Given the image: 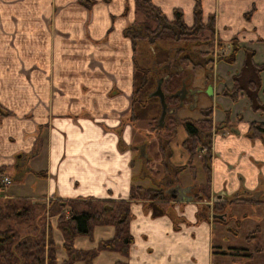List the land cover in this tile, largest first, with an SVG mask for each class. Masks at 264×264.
<instances>
[{"label":"crops","instance_id":"crops-1","mask_svg":"<svg viewBox=\"0 0 264 264\" xmlns=\"http://www.w3.org/2000/svg\"><path fill=\"white\" fill-rule=\"evenodd\" d=\"M151 1L167 19L180 9L189 26L198 2L202 22L212 19L215 36L226 47L232 38L251 49L264 45V0ZM134 5V0H95L89 8L80 0H0V104L11 112L0 120V167L15 172L16 186L33 185V171H45L36 181L41 194L26 195L32 200L128 199L133 144L147 147L137 142L141 120L128 117L133 44L125 29L134 19ZM189 79L191 90V74ZM249 121L228 120L234 125L213 131L208 192L217 196L215 202L244 193L264 198V144L247 135ZM185 136L180 125L171 142L172 164L184 165L172 187L171 209L153 216L142 200H132L133 241L126 254L103 251L127 264H264L261 204L229 203L226 214L232 223L237 219L232 232L220 222L226 215H217L221 220L215 222L199 217L201 201L187 193L205 174L187 164ZM8 190L5 197L23 195ZM255 228L257 238L251 241L260 238L259 251L245 239Z\"/></svg>","mask_w":264,"mask_h":264},{"label":"trees","instance_id":"trees-1","mask_svg":"<svg viewBox=\"0 0 264 264\" xmlns=\"http://www.w3.org/2000/svg\"><path fill=\"white\" fill-rule=\"evenodd\" d=\"M80 1L88 8L95 2ZM134 4L136 17L141 15L142 18L135 19L125 29V34L131 38L133 44V89L128 117L134 122L142 119L150 121L147 133H152L155 141H147L146 144L149 148L152 143H157L155 157L148 152L140 154L137 148H134L132 161L134 164L138 162V168L132 174L133 181L128 199L77 197L64 199V203H61L59 198L52 199L47 208L45 202L34 201L27 196H3L2 191L8 184L0 183V264H75L82 260L91 264L98 250H116L126 254L128 246L133 241L128 229L131 218L130 202L142 200L145 208L153 216L165 213L169 207L172 197L168 189L177 184L182 169L172 164L170 160L173 153L171 142L180 125L186 133L181 146L189 154L188 163L198 155L205 171L204 181L199 184L194 196L199 199L208 197L212 155L210 144L208 146L205 140L211 141V133L208 130L212 121V109H204L203 119L178 118L174 110L188 102L187 97H180L178 92L184 85L190 83V74L203 67L206 70L205 77L208 79L213 60L211 48L215 41L219 47L222 43L215 37L212 19L207 23L202 22L198 2L193 8L194 20L190 26L185 24L180 9L176 8L173 11V18L167 19L151 0H134ZM202 45L209 48L202 49L200 48ZM238 50L244 52L240 70L232 76L231 87H225L222 94L233 100L239 96H246L251 109L264 115V86L261 85L260 77L264 70V62L256 63L253 60L255 51L241 45L238 39L232 38L229 41L228 52L218 60L233 63ZM160 79L166 105L162 121L161 101L158 95L153 94ZM261 93L263 98L260 97ZM10 113L0 104V120ZM247 135L261 139L264 144V119L251 120ZM118 142L120 145V136ZM158 158L160 169L154 171V174L150 171L153 170L152 164ZM4 171V168L0 167V180L4 175L11 177ZM33 173L40 178L45 176L44 170ZM145 178L149 180L147 185L135 182L137 179ZM237 200L214 202L216 220H218L216 214H220L218 212H221L228 202ZM250 201L264 206V198ZM65 206H68L69 210L61 211ZM206 209L202 207L199 217H207ZM46 213L50 216L56 215V226L62 232L64 238L62 247L68 254L67 258L58 260L56 257L51 224H46L48 232L44 228ZM97 225L113 226L114 235L99 239L96 248L89 250L75 248L74 239L83 235L91 236ZM257 232L255 228L246 236V240L255 239ZM255 248L256 251L260 250L257 245ZM113 264L127 263L124 260H116Z\"/></svg>","mask_w":264,"mask_h":264},{"label":"rangeland","instance_id":"rangeland-1","mask_svg":"<svg viewBox=\"0 0 264 264\" xmlns=\"http://www.w3.org/2000/svg\"><path fill=\"white\" fill-rule=\"evenodd\" d=\"M126 12H127V10H126ZM141 18H142L141 15H138V17H136L135 5H134V19H133V21L135 19L141 20ZM216 39H217V37H216ZM240 44L245 46V44H243V43H240ZM200 48H202V49L207 48L208 49L209 47H207L206 45H202ZM228 50H229V47L228 46L226 47V45L222 44V46L219 47L217 41H215L213 43V47L211 48L212 55H213L212 56L213 57L212 68L210 71V75L208 76V79H206V77H205L206 70L203 67L197 68L192 73V79H191L192 82L191 83H193V85H192L191 89H193V91L195 92V96L191 98L190 94L186 93V95H187L186 97L188 99V102L184 104L185 106L182 105V107H184V108L179 110L176 113L178 118L186 117L189 119H196V118H202L203 119L204 118V115H203L204 109L211 108L212 109V116H211L212 121L210 124V129L208 130L211 133L210 136H212L214 130L215 131L218 129L221 130L223 127L225 128V127L233 124V123L230 124L228 122V120H230L231 122H234V121L236 122V121H241V120H243V121L250 120L251 121V120H262V119H264L263 114H261L258 111L255 112L251 109L250 104H249L246 96H239L236 100H233L229 96L222 94L225 87H228V88L231 87V78L235 73H237L240 70L242 61L244 59V52L242 50H238L235 54V61L233 63L226 62L225 60H218V58L222 55H225L228 52ZM255 50H254L255 54L253 56V60L256 63L264 62V45L259 46ZM262 72H264V70ZM260 77H261V74H260ZM263 82H264V80L261 81L262 87L264 86ZM214 88L216 91H214ZM211 89H212V91H211ZM208 90H210V91H208ZM260 97L263 98L262 93H261ZM201 108H203V109H201ZM184 111H187V113H188L187 116H184L185 115ZM213 114L216 115L217 119L223 118V121L222 122L214 121L213 120L214 119ZM149 122L150 121L148 119H142L140 121V124L138 125L139 133H137V138H140V140L137 142L142 141V143H145L148 141V139H150L151 137L154 136L152 133H147V131L149 129V124H148ZM153 141H155V139ZM205 141H207L206 144L209 146L210 142L208 140H205ZM156 146H157L156 143H152L149 146V148L146 147V150H145V148L141 147L137 143L133 144V148H137L139 151H142L144 153L148 152L153 157H155V153L157 151ZM158 159H155L157 161H155L152 164L153 170L150 171V172H153L154 174H155L154 171H156L157 169H160V165H159L160 163H159ZM191 163L193 164V167H194V165H196V167L198 168V170L196 169V174H199V171L202 168V165L200 162V157L198 155L195 156V158L191 161ZM191 163L187 162L188 165ZM134 165H135L134 169L136 171L138 168L137 163H135ZM178 166L183 168L184 165L183 166L178 165ZM145 172H146V170H145ZM201 172H203L205 174L204 169L201 170ZM10 176H11L10 178H11L12 183L8 184L7 187L6 186L4 187V189L2 191L3 196L6 194L7 189H9L8 191L16 190V192L18 194H23V195H19V196H26V195L29 196L30 195L31 197H35L36 195L38 196L39 194H41L39 184L37 185V183H36V181L40 177H37L35 175V182H33L34 183L33 185L28 183L26 186H22V185L16 186L15 183H17V180L15 179V172L11 171ZM135 182H142L145 185L149 184V180L147 178L137 179ZM197 190H198V186L197 187H196V185L192 186L187 193L188 196H190L194 200L201 201V209H202V207L207 208L206 212H205L206 216H207L206 218L211 219V221L215 222L216 217L214 214L215 210L213 209V205H214V202H215V199L217 198V196L216 195H210V193H209L208 197L203 198V199H199V198L194 196V192H196ZM168 192H169L170 197L176 198V195L174 194L175 192L173 191V188H169ZM241 195H243L242 198H238L237 201H233V202H246V199H247L250 203H253L250 201V199H251L250 197H246L247 196L246 193L241 194ZM52 199H59V198L55 197V196H54V198H52L50 196L48 198L42 196L36 201L45 202L47 205L46 207L48 208V205H49L48 203ZM63 200L64 199H61V201H62L61 203H64ZM252 200H255V199L252 198ZM227 201H229V200H227ZM229 203H231V202H228L227 205ZM227 205L225 206V208L221 212H218L222 215H226V220L223 221L219 218H217V219L221 220L220 222L222 223L224 228H226L225 230L232 232V230L234 229V226L236 225L237 219H235L233 221L235 223H232V221H231L232 216L228 217V214H226L228 211ZM171 206H172V202L170 199L169 207L167 208V210H170ZM47 208H46V212L49 211V210H47ZM68 210H69L68 206H65L62 208L61 211L65 212ZM48 214L46 213V216H45L44 228H45L46 232H48L47 225L51 224V233H52V238H53V242H54L55 254H56V257L58 260H62L64 258L68 257L67 252L62 247V243L64 241V238H63L62 232L56 226V222H55L56 215L50 216ZM216 215H219V214H216ZM257 230H258V228H257ZM114 232H115L114 227L111 225H97L94 227L91 236H85V235L80 236V237L78 236L79 238L76 237L74 239L73 245L75 248H83L85 250L96 248L99 239L110 238L114 235ZM258 237H261V235H258ZM256 238H257V234H256ZM247 241H251V240H247ZM249 244H250V247L254 249V251H256L255 250L256 245L259 246L260 249L262 248L260 238L257 239L255 242L251 241ZM228 249L230 251H235V252L237 251V250L230 249V248H228ZM104 250H108V249H104ZM107 253H109V251L108 252L103 251V249L98 250L95 257H93V259L91 260V264H113L114 261L111 257L112 254L109 255ZM75 264H87V262L82 260V261L76 262Z\"/></svg>","mask_w":264,"mask_h":264},{"label":"water","instance_id":"water-1","mask_svg":"<svg viewBox=\"0 0 264 264\" xmlns=\"http://www.w3.org/2000/svg\"><path fill=\"white\" fill-rule=\"evenodd\" d=\"M161 82H162V79L159 80L158 85L156 87V90L154 91L153 94L158 95L159 98H160L161 105H162V111H161V115H160V120L162 121L163 118H164L165 112H166V105H165V102H164V94H163V92L161 90ZM208 91H210V90H208ZM211 91H212V89H211ZM185 92H186V90H185V88H183V90H182V96H183V94ZM192 92H193V90H192Z\"/></svg>","mask_w":264,"mask_h":264},{"label":"flooded vegetation","instance_id":"flooded-vegetation-1","mask_svg":"<svg viewBox=\"0 0 264 264\" xmlns=\"http://www.w3.org/2000/svg\"><path fill=\"white\" fill-rule=\"evenodd\" d=\"M187 87H188V85L186 86V85H184L183 87H182V89L178 92V94L180 95V97H183V96H187L186 95V93L187 94H192L193 92H192V89L190 90V89H187ZM183 88H185V90H186V92L183 94V96H182V90H183Z\"/></svg>","mask_w":264,"mask_h":264},{"label":"built area","instance_id":"built-area-1","mask_svg":"<svg viewBox=\"0 0 264 264\" xmlns=\"http://www.w3.org/2000/svg\"><path fill=\"white\" fill-rule=\"evenodd\" d=\"M0 183L4 184H10L11 183V178L7 175L2 176V179L0 180Z\"/></svg>","mask_w":264,"mask_h":264}]
</instances>
